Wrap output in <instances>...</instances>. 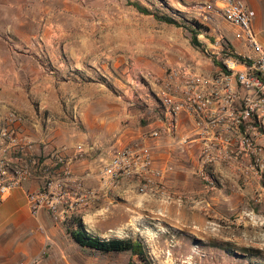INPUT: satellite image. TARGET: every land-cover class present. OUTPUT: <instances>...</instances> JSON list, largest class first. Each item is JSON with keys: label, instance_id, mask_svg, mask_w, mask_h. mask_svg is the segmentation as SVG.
I'll return each instance as SVG.
<instances>
[{"label": "crops", "instance_id": "0c3cea01", "mask_svg": "<svg viewBox=\"0 0 264 264\" xmlns=\"http://www.w3.org/2000/svg\"><path fill=\"white\" fill-rule=\"evenodd\" d=\"M163 1L184 12L181 7L213 0ZM244 1L256 13L255 32L264 33V0ZM41 3L45 4L44 0H0V133L11 128L31 140L32 154L38 160L23 188L0 199V264L135 262L137 257L129 253L85 254L69 233L75 227L71 219L80 215L86 230L94 236H123L119 223L104 222L102 215L115 199L128 196L126 187L137 188V184L112 181L103 169L116 153L135 146L152 147L156 168H173L164 177L174 192L171 203L208 205L207 190L201 189L195 178L200 144H181L192 134L193 118L182 113L174 135L151 137L152 130L160 125L159 93L163 85L145 75L150 72L165 77L168 47L182 52L183 33L168 45L169 24L141 13L130 4L132 1L116 0L117 6L124 4L127 8L96 25L84 16L69 15L68 7L47 15ZM213 17L199 35L205 49L255 55L237 37L239 28ZM260 41L264 45V40ZM185 42L190 57L184 63L210 75L220 70L191 45L190 37ZM10 112L21 114L25 120L10 125ZM78 151L83 156L71 165V171L95 191L91 203L86 207L77 204L71 186L59 221L46 209L32 214L28 194L42 190L50 177L62 176L58 155L67 161ZM216 167L234 166L221 163Z\"/></svg>", "mask_w": 264, "mask_h": 264}, {"label": "built area", "instance_id": "2783aa9c", "mask_svg": "<svg viewBox=\"0 0 264 264\" xmlns=\"http://www.w3.org/2000/svg\"><path fill=\"white\" fill-rule=\"evenodd\" d=\"M191 9L202 23L211 22L213 16L222 17L237 28V37L244 40L255 53L242 56L241 60L231 49L223 52H204L213 62H219L227 71L220 70L212 75L197 71L184 63L167 71L159 78L148 72L145 78L159 81L163 86L159 93L160 125L151 132V137L159 139L174 135L178 117L190 115L194 120L191 136L181 140L182 145L190 141L200 144L198 176L207 187L213 186L208 168L221 163L234 167L245 166L260 170L264 168V46L258 40L253 21L254 10L242 0H213L196 3ZM24 117L10 112V125L20 124ZM33 142L15 129H4L0 133V199H5L16 189H21L31 176L38 160L32 154ZM83 156L78 151L67 161L57 156L62 176L50 177L42 190L28 194L32 214L46 209L55 220L62 218V205L75 188L77 204L83 207L91 203L95 195L93 189L76 179L71 165ZM155 167L153 149L150 146L128 147L116 153L103 169V174L112 181L130 180L137 184L141 194L158 196L166 203L173 202L174 192L165 183L168 170Z\"/></svg>", "mask_w": 264, "mask_h": 264}, {"label": "rangeland", "instance_id": "374dc122", "mask_svg": "<svg viewBox=\"0 0 264 264\" xmlns=\"http://www.w3.org/2000/svg\"><path fill=\"white\" fill-rule=\"evenodd\" d=\"M115 1L44 0L45 4L40 5L46 7L47 15L68 7L69 15L84 16L87 22L96 25L127 8L124 4L117 6ZM124 1L141 3L154 13L170 15L178 21V26H166L168 45L175 42L177 34L183 33L182 52L170 51L168 47V71L190 57L186 50L188 45L185 46V40L190 37L186 27L197 22L205 31L211 23H202L191 9L196 3L185 9L179 6L184 11L180 12L179 8L168 7L163 0ZM256 36L259 41L264 40V33H256ZM199 72L210 75L203 69ZM261 143L264 147V137ZM208 172L214 182L212 187H207L195 174L200 188L207 190L208 205L197 206L187 201L166 203L158 196L144 195L137 188L126 187L130 191L128 196H120L113 205L107 206L103 221L119 223L123 236L117 238L143 241L153 264H264V168L260 170L247 163L221 169L213 166ZM137 263L136 260L131 264Z\"/></svg>", "mask_w": 264, "mask_h": 264}, {"label": "trees", "instance_id": "16d2710c", "mask_svg": "<svg viewBox=\"0 0 264 264\" xmlns=\"http://www.w3.org/2000/svg\"><path fill=\"white\" fill-rule=\"evenodd\" d=\"M134 5L138 11L147 15H154L159 21L165 22L169 25H177L178 21L169 15H159L157 13H152L147 8L143 7L138 3H130ZM190 32V42L191 45L200 52H204L205 48L199 41V35L201 30L205 27L201 26L197 22H191L189 27H186ZM207 30V28H206ZM238 56L241 60L242 56ZM214 63L221 67L223 70L227 71L226 67L222 63L214 61ZM72 225L75 226L73 229H69V233L73 241L78 244L80 249L85 254L100 253V254H110V253H129L131 257H137V264H153L149 258V249L147 245L140 239L132 238H101L99 236H94L90 234L83 223L82 217L80 215H74L71 219ZM133 263L130 261V264Z\"/></svg>", "mask_w": 264, "mask_h": 264}]
</instances>
